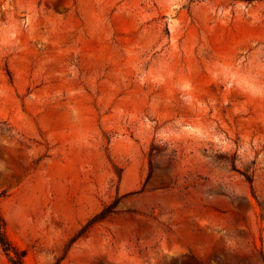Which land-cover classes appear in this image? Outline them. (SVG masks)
Returning <instances> with one entry per match:
<instances>
[{"label":"rangeland","instance_id":"374dc122","mask_svg":"<svg viewBox=\"0 0 264 264\" xmlns=\"http://www.w3.org/2000/svg\"><path fill=\"white\" fill-rule=\"evenodd\" d=\"M0 212L24 264H264V0H0Z\"/></svg>","mask_w":264,"mask_h":264},{"label":"trees","instance_id":"16d2710c","mask_svg":"<svg viewBox=\"0 0 264 264\" xmlns=\"http://www.w3.org/2000/svg\"><path fill=\"white\" fill-rule=\"evenodd\" d=\"M156 147V145H152L151 147V155L154 154V148ZM150 171L148 174V177L146 179V182L143 186V190L144 191L146 189V185L147 183L151 180L152 176H153V169H152V164H150ZM119 200L116 199L114 203H112L111 205L107 206L104 208V210L98 214L97 216H95V218H93L92 220H90L87 225L84 228V231L88 230L89 228H91V226L97 222V221H102L104 219H106L109 215L115 213V208L118 205ZM0 245L3 248V251L6 253L10 264H24V258L26 256V250H22L20 248H18L8 237L7 233H6V221L3 217V215L0 212Z\"/></svg>","mask_w":264,"mask_h":264}]
</instances>
